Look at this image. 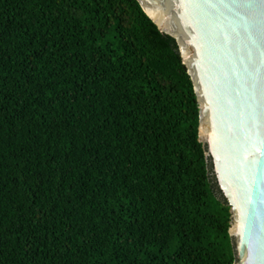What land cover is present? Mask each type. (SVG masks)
<instances>
[{"label": "trees", "instance_id": "16d2710c", "mask_svg": "<svg viewBox=\"0 0 264 264\" xmlns=\"http://www.w3.org/2000/svg\"><path fill=\"white\" fill-rule=\"evenodd\" d=\"M197 129L135 0H0V264H234Z\"/></svg>", "mask_w": 264, "mask_h": 264}, {"label": "water", "instance_id": "95a60500", "mask_svg": "<svg viewBox=\"0 0 264 264\" xmlns=\"http://www.w3.org/2000/svg\"><path fill=\"white\" fill-rule=\"evenodd\" d=\"M175 42L234 264H264V0H135Z\"/></svg>", "mask_w": 264, "mask_h": 264}, {"label": "flooded vegetation", "instance_id": "af4514ba", "mask_svg": "<svg viewBox=\"0 0 264 264\" xmlns=\"http://www.w3.org/2000/svg\"><path fill=\"white\" fill-rule=\"evenodd\" d=\"M214 180V179H213ZM215 182V181H214Z\"/></svg>", "mask_w": 264, "mask_h": 264}]
</instances>
